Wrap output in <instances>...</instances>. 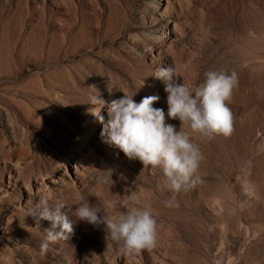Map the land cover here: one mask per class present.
Returning a JSON list of instances; mask_svg holds the SVG:
<instances>
[{"label": "rangeland", "instance_id": "rangeland-1", "mask_svg": "<svg viewBox=\"0 0 264 264\" xmlns=\"http://www.w3.org/2000/svg\"><path fill=\"white\" fill-rule=\"evenodd\" d=\"M162 67L190 86L209 70L238 75L235 130L191 133L203 182L174 208L157 188L162 170L102 142L108 106L89 103L158 96L153 107L179 130ZM0 177V264H264V0H0ZM137 190L159 224L151 250L125 254L105 225L76 216L85 203L118 215L109 205ZM42 197L64 203L73 223L44 255L51 222L38 227L27 212Z\"/></svg>", "mask_w": 264, "mask_h": 264}, {"label": "clouds", "instance_id": "clouds-1", "mask_svg": "<svg viewBox=\"0 0 264 264\" xmlns=\"http://www.w3.org/2000/svg\"><path fill=\"white\" fill-rule=\"evenodd\" d=\"M204 76L202 83L190 86L178 82L172 67L159 68L155 73V77L165 83L167 116L181 122L179 130L175 125L166 123L162 108L153 107L158 96H147L137 103L133 99L134 94H126L110 104L101 94L89 98L92 105L108 106L109 120L101 132L102 142L118 148L129 159H138L144 168L152 166L162 170L165 179L157 188L162 194L165 190L171 193L163 201L169 208L179 207L178 195L181 192H187L203 182L200 169L205 156L191 133L212 140L218 135L230 137L235 130L229 103L238 85L237 73L233 71L229 74L227 69H220L209 70ZM108 91L112 93L110 87ZM96 112L98 114L99 111ZM99 119L103 123V116ZM184 125H188L191 132L185 131ZM111 179L112 171L109 170L102 181L109 183ZM109 207L125 211L118 215H101L98 207L85 203L76 210V216L93 226L105 225L106 237H110L125 254L157 246L159 224L155 210L138 190ZM64 208V203L56 201L50 206L49 198L42 197L27 210L36 226L39 227L41 220L51 222V228L46 229V238L40 245L41 255L47 253L49 243L68 239L73 233V223L62 211Z\"/></svg>", "mask_w": 264, "mask_h": 264}, {"label": "bare ground", "instance_id": "bare-ground-1", "mask_svg": "<svg viewBox=\"0 0 264 264\" xmlns=\"http://www.w3.org/2000/svg\"><path fill=\"white\" fill-rule=\"evenodd\" d=\"M10 179H12V181L11 182H13V184L11 185V187H15V186H17V180H18V177L15 175V173H13L12 171L10 172ZM2 185H3V179H2V177H0V187H2Z\"/></svg>", "mask_w": 264, "mask_h": 264}]
</instances>
